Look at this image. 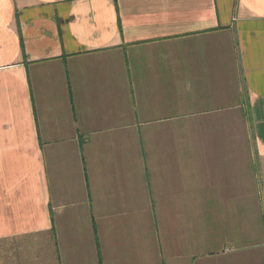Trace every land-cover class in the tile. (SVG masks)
Here are the masks:
<instances>
[{
    "label": "crops",
    "instance_id": "1",
    "mask_svg": "<svg viewBox=\"0 0 264 264\" xmlns=\"http://www.w3.org/2000/svg\"><path fill=\"white\" fill-rule=\"evenodd\" d=\"M0 264H264V0H0Z\"/></svg>",
    "mask_w": 264,
    "mask_h": 264
}]
</instances>
